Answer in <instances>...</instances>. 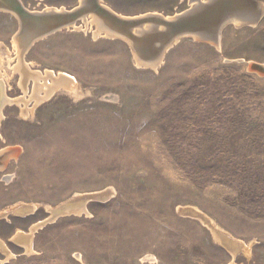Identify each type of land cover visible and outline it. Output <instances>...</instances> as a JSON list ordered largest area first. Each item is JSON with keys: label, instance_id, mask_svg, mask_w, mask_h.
Instances as JSON below:
<instances>
[{"label": "rangeland", "instance_id": "1", "mask_svg": "<svg viewBox=\"0 0 264 264\" xmlns=\"http://www.w3.org/2000/svg\"><path fill=\"white\" fill-rule=\"evenodd\" d=\"M195 1L103 4L174 17ZM21 2L31 12L81 4ZM18 22L0 11V82L26 102L0 110V153L11 154L0 167V264H264V15L226 24L217 42L182 36L154 66L87 17L20 55ZM22 66L74 90L35 92ZM70 205L80 212L53 213ZM21 206L31 210L10 212Z\"/></svg>", "mask_w": 264, "mask_h": 264}, {"label": "bare ground", "instance_id": "2", "mask_svg": "<svg viewBox=\"0 0 264 264\" xmlns=\"http://www.w3.org/2000/svg\"><path fill=\"white\" fill-rule=\"evenodd\" d=\"M19 1L21 2V0H17V2L22 6L21 10H23L25 12H27V10L29 11V9L25 8V6L23 5V3L21 2L22 3L21 4ZM241 1L244 2L245 0H241ZM241 1L240 0H233L232 1V5H236L237 6V5H239L241 3ZM251 1H252L253 4H255V6H252L251 5L248 8L246 7L244 10H238V9L235 10L234 9L235 11L232 10L228 14H224L225 12H223L222 15L220 14L221 17L218 18L212 24V27H210V28H208V27H197L196 29H193L194 33L197 34V35H201L203 38H213L217 42L219 40L220 31L223 28V26H225L226 24L233 23V24H236L238 26L239 25H244V24L252 25V22H255L256 20L261 19L263 17V15H264V0H251ZM80 2H81V5L79 6V8H76V9H74L72 11H69V10L68 11H64L63 9L62 10H58V9L55 8L53 10H48V11L45 10L44 12H33L35 14H32V15H34L36 17H34V16H32V17H34V18L37 19L36 21L34 20L33 23L36 24V27L37 28L34 27V29L33 28L32 29H29V28L26 29L24 27L23 28V31L21 32V35L19 37L20 42L22 43L21 40H23L24 38L32 39V38L37 37L42 32L44 33L46 27L44 26L45 22H42L43 21L42 18H44L46 15H52V13H59V14L60 13H63V15L65 16L67 14L68 15L71 14V12L73 13V12H76V11H79V13H84V12L86 13L87 12L88 14L85 17L90 18L92 20V22L95 24V27H96V30L98 31V33H100V34L101 33H105L106 35H111V36H115V35L121 34V36H118V37H121V38L127 40L129 43H132V42L130 41V39L128 38V36H126L128 34V32L131 33V36L132 37L136 35V36H138V37H140L142 39V38H147V37H150V36H156L158 34H163L166 31V29H168V28H165L162 25H159V23H157V22H153L155 25H153V24L150 25L148 23L146 25L135 26V27L128 28V26L124 25L125 22L139 20V19H143L145 17L146 18L159 17V18L164 19V20H167V21H174L175 20L174 19L175 17H166V16L159 15L157 13H148V14L142 15L141 17H133V18L132 17H124L122 15L119 16V14L115 13L114 11H112V9H110L109 7H107L106 5H104L103 4V0H80ZM198 2L199 1L196 0L193 3V5L196 4L198 6V7H196L195 10H197L198 8L199 9H202L203 8V10L201 11L202 14L204 12L208 11L209 9L214 8L215 7V4H217V0H216V1H214L211 4V5H213L212 7H210V8H208V7L204 8V7H202L203 5L201 6V4L198 3ZM95 3H97V6H96ZM247 4H249V3H247ZM247 4H245V5H247ZM0 5L6 6V7H9V8H12V9H14V7H17L16 2H14L13 0H0ZM218 5H216V7H218ZM225 7H224V9H225ZM222 9L223 8H221V10ZM29 12H31V11H29ZM45 12H47V14H45ZM10 13L12 15H14L17 18V20H20V19L23 20L22 18H20V15L18 16L14 12H10ZM75 15H78V13L75 14ZM201 15L198 17V19H200ZM52 16H54V15H52ZM59 16H62V14H60ZM85 17L82 18V19H85ZM203 18H204L203 19V23H207L208 24L209 23L208 22L209 15L208 16H204ZM30 19H33V18H30ZM61 21H63V20H61ZM61 21L58 22V23H61ZM156 21H158V20H156ZM215 25L218 26L217 29L214 28ZM184 30H186L185 27H181V26L179 27V29H176V30L173 29L172 30V34H171V41H172V39L176 35H177L176 38H178L179 36L183 35V33H185ZM177 31L180 32V33L177 34ZM181 32H182V34H181ZM123 34H125V36H123ZM193 36L196 37L195 35H193ZM154 43H156V45L153 44V47H151V48H154L155 51L153 49H151V48H148L146 50L143 49L144 52H145V54L143 53L142 55L145 58L143 59L142 57L139 56L143 60V62L144 61H147L146 59H151L152 60L153 58H155L156 59L155 60V63H157L158 57L161 56L160 53L163 54V52H161V51L164 48V46H166V42L161 43V41L160 42L158 41V42H154ZM142 46L146 48V44L145 43ZM136 55H135V57H137ZM23 67L24 66H22V68H21L22 69L21 72L22 73L23 72H26V73L25 74L23 73L24 75L23 74L22 75H23L24 78L26 77L27 79H32L34 81V84H35L34 86L36 88L35 89V92H37L39 90H43L44 93H45V96H47V95L49 96L53 91H55V90H57L59 88H66L67 91H71V92H72V90H74V86H72V84H70V79L67 78V77H65L64 75L59 76V77H56V78H51L52 83L50 85L49 84L47 85L45 83L44 84H40L39 83V80H42L41 77L44 78V79H46V77L49 76V75L48 74H47V76L46 75L45 76H41L40 75L38 77L37 76L38 73H29ZM49 77H51V76H49ZM70 85H71V87H70ZM41 97H43V96H41ZM33 98L36 99V101H38V99H39L37 95H35ZM12 102L13 103H15V102L16 103H20V102L26 103L23 98L17 99V100H10L9 97H8V99H7L6 92H5V88H4L3 84H1V82H0V110H1V108L5 104L12 103ZM0 154L2 155V153H0ZM9 155H11V154H7L5 156V158L6 157L8 158ZM6 160L7 159H4L3 160V164H5V161ZM75 209H76L75 206L70 205V206H68L67 208H65L63 210V213L64 212H72V211L73 212H80V210H81V209L79 210V208H77L76 210ZM30 210H31V208H29V207L21 206V207H17V208L12 209L10 212L11 213H15V214H19V212L23 211L21 214H24L25 212H29ZM53 213H51V214H53ZM202 220H203L204 224H206L207 227L210 230H212V232L216 236V238L218 240H220L221 243H223V245H224L226 243L225 241L228 238V237L226 238L227 235L224 236L221 233L217 232L215 230L216 228L214 226H212L211 221L206 220L203 217H202ZM40 224L41 223L34 225L31 228V232H34V230L37 227H39ZM230 241L231 240H227V244L230 243L234 247L233 248L234 250H232V249H230L228 247L230 250L236 251L239 248H241V246H242L241 244H237V243L235 244V243H232ZM0 247L3 248L2 244H0ZM29 248H30V245H28L26 247V249H28V250H29Z\"/></svg>", "mask_w": 264, "mask_h": 264}, {"label": "water", "instance_id": "3", "mask_svg": "<svg viewBox=\"0 0 264 264\" xmlns=\"http://www.w3.org/2000/svg\"><path fill=\"white\" fill-rule=\"evenodd\" d=\"M13 1L16 2L17 7H14V9H12V8H9V7L0 5V11H4L5 10V11H8V12L9 11L10 12H14L18 16L20 15V18L23 19V20H21V19L19 20V22H18L19 23V28H18V31H17L15 37H14V39L20 44V46H19V54L20 55L21 54H24L27 51V49L34 42H36L38 40H41L45 36L47 37V36H49V35L57 32V31H59V30H61L63 28H67V27L73 26V24L76 21L82 20V18H84L88 14L87 12L86 13L85 12L84 13H79V11H76V12H73V13L71 12V14H69V15L67 14L65 16L63 15V13H60V14H62V16H59L60 15L59 13H52V15H54V16H52V15H46L44 18H42V20H43L42 22H45L44 26L46 27L44 33L42 32L37 37L32 38V39L24 38L22 40V43H20L19 37L21 35V32L23 31V28L24 27L26 29L27 28H29V29H32L33 28L34 29V27L37 28L36 27V24L33 23L34 20L36 21L37 19L34 18L36 16L32 15V14H35V13H33V12L31 13L28 10H27V12L21 10L22 6L17 2V0H13ZM232 1L233 0H217V4H215V6L219 4V5L222 6L223 9L222 10L220 9V11H218V12L215 11V9L218 8V7L209 9L208 11H211V10L212 11L210 12V14L207 12L209 14V19H208V22L209 23L208 24L207 23H203V21H201L200 19H198V17L202 14L201 11L203 10V8L202 9H199L198 8L195 11H193L194 9L193 10H187L186 12H184V14L181 13L179 15L174 16L175 17L174 18L175 19L174 21H167V20L161 19L159 17H154V18H146L145 17L143 19H139V20H135V21H127V22L124 23V25L128 26V28L135 27V26H142V25H146L148 23L150 25L151 24L155 25L153 22H157V23H159V25H162L163 27L168 28V29H166V31L163 34H158L156 36H150V37L142 38V39L140 37L136 36V35L132 37L131 36V33H129V32H128V34L126 36H128V38L130 39V41L135 46V49L141 55L143 53L145 54L144 50L153 47V44L156 45V43H154V42H158V41L159 42L161 41V43L166 42V46H164V48L162 47L163 49H162L161 52H164L167 48H169L174 43V41H177L182 36H184V37L185 36H191V37H193L192 35H195L196 37H193V38H195L198 41H200L201 38L197 34L194 33L193 29H196L197 27H208V28L212 27V24L218 18L221 17V15L223 14V12H225L224 14H228L232 10L233 11H235L236 9H238V10H244L246 8V6H248V5L255 6V4H253L251 0H245L244 2L240 0L241 3L239 5H237V6L236 5H232ZM247 3H249V4L248 5H245ZM95 4L97 6V3H95ZM212 6L213 5H210V6H208V8H210ZM202 7L206 8V5L205 6H202ZM224 7H225V9H224ZM63 10H65V9H63ZM192 11H193V13H191ZM77 13H78V15H75ZM45 14H47V12H45ZM32 16H34V17H32ZM30 18H33V19H30ZM61 20H63V21H61ZM156 20H158V21H156ZM60 21H61V23H58ZM180 26L181 27H185V29H186V30H184L185 33H183V35H181V36L178 35L179 36L178 38H176L177 37V35H176L172 39V41H171L172 30L173 29H175V30L176 29H179ZM179 33L180 32L177 31V34H179ZM181 34H182V32H181ZM115 36H121V34H118V35H115ZM115 36L108 35V37H115ZM123 36H125V34H123ZM144 43L146 44V48L142 46ZM151 49H153L155 51L154 48H151ZM139 53L136 52L137 55L135 54L137 56V57H135V59L137 60V62L139 64L144 65V66H154L156 64L155 63V60H156L155 58H153L152 60L151 59H146L148 62L147 61H144L143 62V60L139 57L140 56ZM160 55H162V54L160 53ZM256 68L259 69V70H261L262 72H264V68H262L260 65H257ZM5 156H6V154H2V155L0 154V167L3 165V160H4ZM67 207L68 206H66V207H64L62 209H59L56 213L54 212L55 215L58 216V215L64 214L63 213V210L65 208H67ZM227 240H230V239L227 238ZM227 240L225 241L226 242L225 244L228 245V247L230 249L234 250L233 249L234 247L232 246V244H230V243L227 244ZM230 242H232V241H230Z\"/></svg>", "mask_w": 264, "mask_h": 264}]
</instances>
